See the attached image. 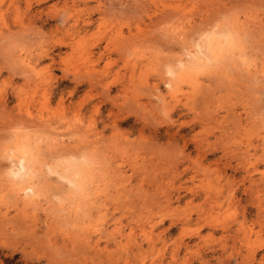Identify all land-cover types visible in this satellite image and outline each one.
Listing matches in <instances>:
<instances>
[{
    "label": "rangeland",
    "instance_id": "obj_1",
    "mask_svg": "<svg viewBox=\"0 0 264 264\" xmlns=\"http://www.w3.org/2000/svg\"><path fill=\"white\" fill-rule=\"evenodd\" d=\"M0 264H264V0H0Z\"/></svg>",
    "mask_w": 264,
    "mask_h": 264
},
{
    "label": "bare ground",
    "instance_id": "obj_2",
    "mask_svg": "<svg viewBox=\"0 0 264 264\" xmlns=\"http://www.w3.org/2000/svg\"><path fill=\"white\" fill-rule=\"evenodd\" d=\"M214 35H212V37L208 36V39L205 38L206 40L204 39L205 41L204 42L202 41L203 43H198V47L195 53L189 52L188 54H186L185 59L183 58L179 59L178 68H180L179 70H181L182 73L179 74L175 69L172 68L169 69L168 72L170 73L172 79L186 76L184 75V73L187 71L189 72L190 69L192 68L200 67L201 65L209 66L211 64L217 63L218 57L214 47L215 45L214 43L215 39L213 40V38L215 37ZM222 36L229 38V36L231 35L227 36V34H222ZM168 86H173V85H170V83H168ZM7 157L10 160L8 176L13 181L22 183L30 179V176L32 174V169H31L32 163L30 160V155L27 151L23 150V151H19L18 153L15 151H11ZM60 176L62 177V179L65 178L66 180H68V183L70 182L71 185L75 187L77 186V183L74 179L75 177L72 178L71 176L66 174H60ZM23 192L27 197L35 198L38 196L37 191L34 185L32 184L25 185L23 188Z\"/></svg>",
    "mask_w": 264,
    "mask_h": 264
}]
</instances>
